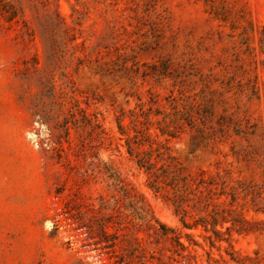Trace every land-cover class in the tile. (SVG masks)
I'll list each match as a JSON object with an SVG mask.
<instances>
[{
  "label": "rangeland",
  "instance_id": "1",
  "mask_svg": "<svg viewBox=\"0 0 264 264\" xmlns=\"http://www.w3.org/2000/svg\"><path fill=\"white\" fill-rule=\"evenodd\" d=\"M179 97L198 122L172 156L264 206V0H0V264H189L151 217L193 236L196 264H233L182 229L118 133L139 100ZM247 217L263 233L233 252L264 264V214Z\"/></svg>",
  "mask_w": 264,
  "mask_h": 264
},
{
  "label": "trees",
  "instance_id": "2",
  "mask_svg": "<svg viewBox=\"0 0 264 264\" xmlns=\"http://www.w3.org/2000/svg\"><path fill=\"white\" fill-rule=\"evenodd\" d=\"M188 99L174 98L168 107H159L153 100L146 103L139 100L132 115L127 116L121 111L116 116L121 140H124L132 161L146 175L148 188L171 205L183 230H201L203 233L199 237H203L211 248L226 243L231 249L227 255L233 264H259L258 258L238 257L231 241L234 235L263 233L259 224L247 217L250 210L264 214L260 193L245 182L233 181L227 172L188 173L172 156L170 143L179 139L187 128L195 130L198 122L197 105ZM127 118L132 136L125 124ZM249 197L253 200L251 206ZM146 225L155 233H160L157 227L162 230L161 235L172 242L174 255L184 261L189 258V264H196L190 249L200 245L193 236L168 228L152 217ZM208 256V264H221L220 260Z\"/></svg>",
  "mask_w": 264,
  "mask_h": 264
}]
</instances>
